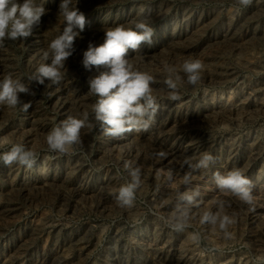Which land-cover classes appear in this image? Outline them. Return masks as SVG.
Returning a JSON list of instances; mask_svg holds the SVG:
<instances>
[{"label":"rangeland","instance_id":"rangeland-1","mask_svg":"<svg viewBox=\"0 0 264 264\" xmlns=\"http://www.w3.org/2000/svg\"><path fill=\"white\" fill-rule=\"evenodd\" d=\"M37 2L46 13L32 35L0 46V79L11 74L34 93H20L14 109L0 105V154L16 143L37 154L31 169L0 162V264H264V0L246 7L236 0H72L86 25L59 85L28 80L50 62L43 52L64 26L61 0ZM141 19L154 27L153 43L130 50L128 59L154 77L159 109L146 131L106 136L91 113L97 98L87 83L104 69H86L83 53L90 41L101 44L109 28L134 27ZM190 59L202 62L201 79L191 85L178 71L180 98L171 100L165 65L179 70ZM85 112L82 145L64 155L49 151L52 128ZM205 152L214 157L208 169L184 163H198ZM137 167L135 201L120 207L115 195ZM233 168L252 181L251 205L223 195L213 179ZM196 190L201 205L189 206L181 197ZM218 200L225 201L221 215L236 221L230 239L218 226L200 223L204 211H219ZM177 205L190 210L191 226L182 232L160 219ZM193 232L200 234L198 245Z\"/></svg>","mask_w":264,"mask_h":264},{"label":"clouds","instance_id":"clouds-1","mask_svg":"<svg viewBox=\"0 0 264 264\" xmlns=\"http://www.w3.org/2000/svg\"><path fill=\"white\" fill-rule=\"evenodd\" d=\"M252 0H236L240 6H248ZM78 3V0H77ZM46 13L43 4L37 0H0V46L5 40L17 41L26 39L32 35L34 26H37L42 16ZM59 14L63 17V30L48 45V49L43 52V59L50 61L42 63L34 73L28 76L29 82L36 81L44 84L45 79L54 85H59L65 78V61L73 54L74 41L85 29L86 17L77 7L72 6V0H61ZM151 22L144 19L134 23V27H124L118 25L104 31L103 42L99 45L89 42L87 49L83 53V66L89 71L93 67L99 71L98 75L90 77L87 81L89 92L95 96L96 102L92 105L91 113L94 114L95 121L99 122L102 132L106 136L121 137L133 130H147L154 121L159 109L156 98L152 94L151 84L154 77L147 72L134 70V66L128 59L129 51H137L142 44L151 45L155 35ZM64 70V71H62ZM203 64L198 59L185 60L181 68L165 65L164 71L167 73L165 83L171 90L169 98L178 100V81L181 79L177 74L182 71L187 76V82L196 85L201 79ZM20 93H31L29 87L19 78H14L11 74L0 79V105L9 108H16L21 105ZM23 110L27 111L31 107V102L22 104ZM147 117V119H145ZM89 120V113L85 112L82 118L68 116L66 119L56 124L47 134L46 141L48 150L60 155L69 153L76 145H82L81 130ZM159 157H166V153L161 151ZM37 154L26 148L23 144H12L10 149L0 154V162L5 166L18 164L31 169L36 162ZM184 163L190 168L208 169L214 163V157L205 152L198 158V163L192 164V158L186 159ZM126 169H130L129 164H125ZM130 181L123 183L115 199L120 207H131L136 198V191L141 184V169L139 167L131 169L129 172ZM167 180H172V171L166 174ZM192 172H188L183 177V183L190 182ZM213 179L223 193H230L238 197L242 202L251 205L253 203L252 181L240 168H233L223 174L219 171L213 174ZM199 190L184 193L182 199L189 205L199 207V202L195 201ZM219 211L212 212L206 210L200 217L201 224L218 226L225 238L230 239L232 233L229 227L234 224V216L221 215L225 201H215ZM189 208L177 205L168 217H161L166 226L175 231L182 232L190 227ZM190 239L194 244L200 243V234L193 232Z\"/></svg>","mask_w":264,"mask_h":264},{"label":"bare ground","instance_id":"bare-ground-1","mask_svg":"<svg viewBox=\"0 0 264 264\" xmlns=\"http://www.w3.org/2000/svg\"><path fill=\"white\" fill-rule=\"evenodd\" d=\"M192 147V146H191ZM197 150H199V149H197ZM196 151V150H195ZM196 154V153H195ZM247 168V167H246ZM251 168V167H250ZM249 169V168H248ZM253 170V169H252ZM248 172V171H247ZM160 190V189H159ZM223 195H224V193H223ZM228 195V194H227ZM226 198H227V196H226ZM222 199V198H221ZM224 200V199H223ZM201 203V202H200ZM199 205H201V204H199ZM187 206V205H186ZM190 206V205H189ZM192 206V205H191ZM215 209V208H214ZM160 230H161V228H160ZM263 232V231H262ZM264 233V232H263ZM262 233V234H263ZM162 235V234H161ZM164 245V244H163ZM259 245V244H258ZM261 245V244H260ZM165 247V246H164ZM125 249H127L126 247H125ZM124 249V250H125ZM129 249V248H128ZM165 249V248H164ZM162 251V250H161ZM127 252V251H126ZM183 257V256H182ZM263 257V256H262ZM181 258V257H180ZM186 258V257H185ZM183 260V259H182ZM139 263V262H138ZM141 263V262H140ZM128 264V263H127ZM136 264V263H135Z\"/></svg>","mask_w":264,"mask_h":264}]
</instances>
